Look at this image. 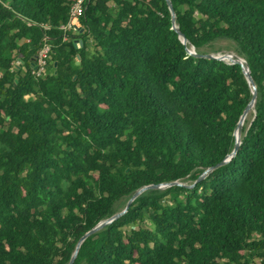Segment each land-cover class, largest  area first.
Masks as SVG:
<instances>
[{
	"label": "trees",
	"instance_id": "16d2710c",
	"mask_svg": "<svg viewBox=\"0 0 264 264\" xmlns=\"http://www.w3.org/2000/svg\"><path fill=\"white\" fill-rule=\"evenodd\" d=\"M170 1L186 44L166 0H83L69 29L76 0H0V264H68L174 181L72 264H264V0ZM191 46L256 86L198 181L252 90Z\"/></svg>",
	"mask_w": 264,
	"mask_h": 264
},
{
	"label": "water",
	"instance_id": "95a60500",
	"mask_svg": "<svg viewBox=\"0 0 264 264\" xmlns=\"http://www.w3.org/2000/svg\"><path fill=\"white\" fill-rule=\"evenodd\" d=\"M167 2V5H168V8H169V11L171 13V22H172V28L178 33L182 43L186 44L187 43V38L184 36V34L180 31V29L178 28V26L176 25L175 23V13H174V10H173V6H172V3L170 0H166ZM186 50L188 53L190 54H193L197 57H203V58H216V59H219V60H224L225 62H228V63H239L241 65V68H242V71L244 73V76L247 80V82L250 84L251 86V90H252V97L249 101V103L245 106L242 114L240 115L239 117V120L236 124V127L234 129V136H235V131L237 128L240 127V124L244 118V116L246 115V113L249 111V108L250 106H254V102H255V99H256V86L254 84V81L250 75V72H249V69H248V66L245 64V60L242 59L241 57L233 54V53H220L218 55H215V53H204V54H198L195 52L194 50V47L191 46L190 48L186 47ZM35 58H37V55L34 56ZM76 63H79V60L76 61ZM19 67V64L17 63L14 67V69L16 70L17 68ZM37 66L35 65L34 68H36ZM18 74L15 75V81L17 80L18 78ZM253 110V113H255V110ZM240 143V137H236L235 136V142H234V147L231 151V153H229L222 161H220L219 163H217L216 165L214 166H210L208 167L207 169H205L200 175L199 177L197 178V181L204 178L206 176V174L212 170L213 168H215L216 166L218 165H221V164H224L226 162H228L230 160L231 157L234 156V154L236 153L237 149H238V145ZM174 184H177V185H185L184 183H181V182H177V181H174V182H169V183H161V184H151V185H145V186H142L140 187L139 189H137L133 194L132 196L127 200L126 202V205L125 207L123 208V210H121L120 212H117L115 214H113L111 217L107 218V219H104L102 221H100L98 224H96L93 228H91L90 230H88L84 235H82L80 237V239L78 240L77 242V245L73 251V254L71 255L70 257V260L68 262V264H72L76 254H77V251H78V247L80 245V243L82 242V240H84L88 235L96 232L97 230L101 229L102 227H104L106 224H109L111 221H113L114 219H116L117 217H119L120 215H122L124 212H126V210L128 209L130 203L132 202V200L137 197L142 191H144L145 189L147 188H165L167 186H171V185H174ZM193 184L191 185H188L189 187H192Z\"/></svg>",
	"mask_w": 264,
	"mask_h": 264
},
{
	"label": "built area",
	"instance_id": "2783aa9c",
	"mask_svg": "<svg viewBox=\"0 0 264 264\" xmlns=\"http://www.w3.org/2000/svg\"><path fill=\"white\" fill-rule=\"evenodd\" d=\"M82 2L83 0H76V2L73 4L71 11H70V17L68 22L62 26L64 29H69L77 22V17L82 13ZM48 46H45L38 54L37 56V64L36 68L34 70L36 71V74H40L43 70V66L46 62V55L48 52Z\"/></svg>",
	"mask_w": 264,
	"mask_h": 264
},
{
	"label": "bare ground",
	"instance_id": "6f19581e",
	"mask_svg": "<svg viewBox=\"0 0 264 264\" xmlns=\"http://www.w3.org/2000/svg\"><path fill=\"white\" fill-rule=\"evenodd\" d=\"M252 109H253V106L251 105L250 108H249V111H248V112L246 113V115L244 116V118H243V120H242V122H241V124H240V127L237 129V132H236V135H235L237 138L240 137V135H241V128H242V126H243V124H244V121H245V119H246L248 113H249Z\"/></svg>",
	"mask_w": 264,
	"mask_h": 264
},
{
	"label": "rangeland",
	"instance_id": "374dc122",
	"mask_svg": "<svg viewBox=\"0 0 264 264\" xmlns=\"http://www.w3.org/2000/svg\"><path fill=\"white\" fill-rule=\"evenodd\" d=\"M220 44H222V42H217V45H220ZM222 51H224L223 53H230V52H227V50H222ZM220 53H221V52L216 53L215 55H218V54H220ZM16 64H17V63H16ZM251 112H253V110H251V111L248 113L246 119L249 117V115H250ZM185 184H186V183H185ZM186 185H187V184H186ZM188 185H190V184H188Z\"/></svg>",
	"mask_w": 264,
	"mask_h": 264
}]
</instances>
